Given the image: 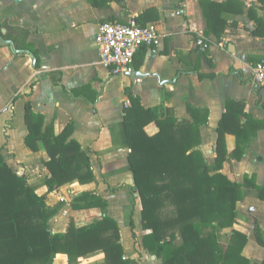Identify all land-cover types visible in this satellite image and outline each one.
Here are the masks:
<instances>
[{"label":"crops","instance_id":"1","mask_svg":"<svg viewBox=\"0 0 264 264\" xmlns=\"http://www.w3.org/2000/svg\"><path fill=\"white\" fill-rule=\"evenodd\" d=\"M208 1L226 0H96V5L88 0H0V19L6 17L10 24L24 28L27 41L39 52L35 68L30 54L15 56L9 44L0 42V154L18 174L25 175L37 193L45 194L48 205L54 206L59 203L56 191L47 192L42 184L49 175L42 163L47 158L45 148L39 142L38 150L32 151L24 143L28 133L25 104L29 102L34 112L43 115L44 125L52 123L55 133L72 122L71 137L89 156L98 183L95 191L108 200L106 210L119 224L124 249L133 241V231L140 243L145 232L132 173L117 171L126 166L128 149H109V127L122 120L129 103L126 88L140 98L144 107H169L179 119L192 120L194 116L202 121V110H207L197 149L209 161L215 157L218 122L230 102L228 107L238 117L236 129L243 139V156L235 158L236 134L226 132L227 159L219 171L240 183L245 175H253L255 182L264 187V89L254 84L251 76L255 63L264 59V24L259 29L262 35L252 32L253 15L264 22V0H236L243 11L229 14L218 36L208 32ZM250 7L253 11L249 12ZM138 16L145 25L157 27L158 43L138 49L132 74H115L111 66L100 62L95 44L99 25ZM201 37L203 46L197 42ZM178 71L179 77L169 82ZM198 73L215 76L201 79ZM144 130L152 135L158 127L150 122ZM74 185L82 191L93 189L88 188L89 184L75 182L71 186ZM130 191L136 202L133 229L123 221V207L129 203ZM243 191L235 222L220 231V241L229 243L232 228L245 233L247 242L241 254L249 264H257L264 257V244L259 243L255 233L257 226L264 243V200L252 187L244 186ZM63 209L49 221L53 232L65 229ZM69 212L77 226L101 215L99 208H70ZM84 218L87 223L78 224V219ZM57 261L67 264L62 254H57L53 264Z\"/></svg>","mask_w":264,"mask_h":264},{"label":"trees","instance_id":"2","mask_svg":"<svg viewBox=\"0 0 264 264\" xmlns=\"http://www.w3.org/2000/svg\"><path fill=\"white\" fill-rule=\"evenodd\" d=\"M88 1L97 4L96 0ZM242 11L236 0L208 1V32L220 35L227 16ZM252 18L253 34L262 35L259 29L263 19L254 15ZM136 19L145 25L140 16ZM0 36L10 41L15 56L30 54L34 67L38 66L39 52L27 41L24 28L2 18ZM180 74L178 71L169 82ZM198 76L202 79L215 75L198 73ZM125 91L129 103L122 120L109 127L112 143L109 149H128L127 164L117 171L132 173L145 231L141 235L143 249L158 259L157 264H249L241 254L247 242L245 233L232 228L229 243L224 245L219 241L220 231L235 222L237 203L244 198V186L255 189L257 197L264 200V187L255 182L253 175H245L240 183L219 171L227 159L226 132L236 134L235 158L243 156V139L236 129L238 117L228 107L230 102L218 122L215 157L209 161L197 149L201 142L200 125L207 121V110H202V121L194 116L192 120L179 119L171 108L144 107L129 88ZM24 118L28 129L25 145L37 151L41 142L47 153V158L42 160L49 172L42 180L47 192L75 182L82 185L97 182L88 154L71 137L72 122L55 133L52 123L44 125L43 115L34 112L29 102L25 104ZM150 122L158 127L152 135L144 130ZM107 206L108 200L95 190H83L69 200V207L99 208L101 215L81 226L70 218L63 231L53 232L49 221L59 207L48 205L45 194L37 193L25 175L18 174L0 154V264H53L57 254L65 255L67 264H79L80 257L99 252L102 261L94 264H135L136 260L124 251L119 224L107 213ZM133 210L131 207L128 220L131 229ZM255 233L263 245L257 226ZM257 264H264V257Z\"/></svg>","mask_w":264,"mask_h":264},{"label":"built area","instance_id":"3","mask_svg":"<svg viewBox=\"0 0 264 264\" xmlns=\"http://www.w3.org/2000/svg\"><path fill=\"white\" fill-rule=\"evenodd\" d=\"M159 34L155 25H141L136 18L126 21L100 23L95 44L100 62L111 66L115 74H132L133 59L139 48L158 43ZM203 46V38L198 39ZM252 81L264 89V59L252 67Z\"/></svg>","mask_w":264,"mask_h":264},{"label":"rangeland","instance_id":"4","mask_svg":"<svg viewBox=\"0 0 264 264\" xmlns=\"http://www.w3.org/2000/svg\"><path fill=\"white\" fill-rule=\"evenodd\" d=\"M88 184H89L88 188H93V190H95V189L98 188V186H97L98 183H88ZM75 186L76 185H74V187L73 186H71V187L64 186V187L60 188L59 190H57L56 191V195H57V200L59 201V203L58 204H54V206H58L60 210L63 209L65 207V204L67 203V201H66L67 198L71 199L76 194H78V193H80L82 191L80 188H78L77 186L75 187ZM85 186H86V184H85ZM108 189L109 188H107L105 190H108ZM112 191H116V190H112ZM129 194L131 195L130 196V199H129V203L126 204V205H124V207H123V221L125 223V226L128 225L127 222L129 220V216H130V209L136 203L135 202V197L133 196L132 191H130ZM112 196H114V194ZM133 202H135V203H133ZM114 204H115V202H113V205ZM59 209H58V211H59ZM120 209H121V207H120ZM69 211H70V207L68 206L67 208H65V211L63 209L62 212H61V215L65 218V220H64L65 224H67V222L69 221L70 218L73 219L74 224H77L76 223L77 221L75 220V217H73L72 215H70V212ZM75 216L77 217L78 215L75 214ZM82 223H87V219H85V218L82 219V220H79L78 219V224H82ZM51 228H52V226H51ZM133 232L135 233L134 236L133 235L131 236L133 238V241L130 240L131 237L129 236L130 237L129 238L130 245H128L126 243L125 249L127 250V252H125V253L127 255H130L133 252H135V253L138 254L137 257H134V259L136 260L135 264H157L158 263V259L156 257H154V255L150 254L149 252L146 255H145V253H143V251H142L143 250V247H142V245H141V243L139 241V236L137 235V233L135 231H133ZM123 236H124V230H123ZM120 240H121V235H120ZM220 240H221V235L219 233V241ZM125 249H124V251H125ZM144 256H146V257H144ZM102 258H103L102 257V254L100 252L99 253L90 254V255L85 256V257H80L79 258V260H80V263L79 264H94V263H97V262L102 261ZM138 260L141 263H138L137 262ZM56 264H59V261H57Z\"/></svg>","mask_w":264,"mask_h":264},{"label":"water","instance_id":"5","mask_svg":"<svg viewBox=\"0 0 264 264\" xmlns=\"http://www.w3.org/2000/svg\"><path fill=\"white\" fill-rule=\"evenodd\" d=\"M0 42L1 43H5V44H10V41L3 40V38L1 36H0Z\"/></svg>","mask_w":264,"mask_h":264}]
</instances>
